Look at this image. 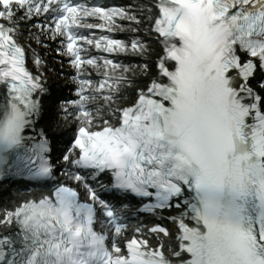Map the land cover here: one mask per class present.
<instances>
[{"label":"snow or ice","instance_id":"obj_1","mask_svg":"<svg viewBox=\"0 0 264 264\" xmlns=\"http://www.w3.org/2000/svg\"><path fill=\"white\" fill-rule=\"evenodd\" d=\"M20 35L71 69L57 164ZM0 177L43 188L0 211V264H264V0H0Z\"/></svg>","mask_w":264,"mask_h":264},{"label":"bare ground","instance_id":"obj_2","mask_svg":"<svg viewBox=\"0 0 264 264\" xmlns=\"http://www.w3.org/2000/svg\"><path fill=\"white\" fill-rule=\"evenodd\" d=\"M136 11H139L138 9H136ZM17 39L19 40V41H22L23 42V39L21 38V37H18L17 36ZM159 44L157 43V42H155V41H151V47H153V46H155V48L157 49V46H158ZM27 48H30V49H32L34 52H36V53H38L39 54V56H42L41 58L43 59V60H45L46 62H48L49 60H48V58H47V55H48V52L46 51H44L43 49H40L39 47H37V46H33L32 47V45H27ZM154 60H155V56H154V54H152V59H150L149 61H148V63H149V71L151 72V71H154ZM142 74V73H141ZM60 85V84H59ZM134 90H133V88H128L127 89V95L129 96L130 95V93L131 92H133ZM118 103H123L122 101H118ZM55 123H58L59 121H60V118L58 119L57 117H56V120H53ZM167 247V246H166Z\"/></svg>","mask_w":264,"mask_h":264}]
</instances>
